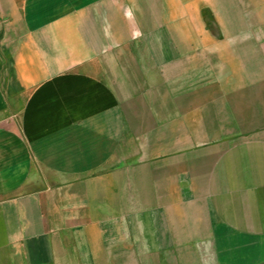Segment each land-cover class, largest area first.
I'll list each match as a JSON object with an SVG mask.
<instances>
[{"label":"crops","instance_id":"1","mask_svg":"<svg viewBox=\"0 0 264 264\" xmlns=\"http://www.w3.org/2000/svg\"><path fill=\"white\" fill-rule=\"evenodd\" d=\"M0 264H264V0H0Z\"/></svg>","mask_w":264,"mask_h":264}]
</instances>
